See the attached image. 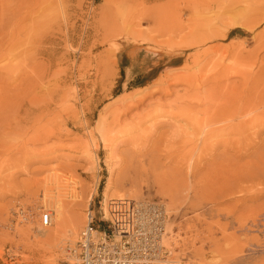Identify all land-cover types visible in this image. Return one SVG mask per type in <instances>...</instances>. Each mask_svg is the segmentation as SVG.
<instances>
[{
    "label": "rangeland",
    "instance_id": "1",
    "mask_svg": "<svg viewBox=\"0 0 264 264\" xmlns=\"http://www.w3.org/2000/svg\"><path fill=\"white\" fill-rule=\"evenodd\" d=\"M116 198L174 264H264V0H0V264H70Z\"/></svg>",
    "mask_w": 264,
    "mask_h": 264
},
{
    "label": "built area",
    "instance_id": "2",
    "mask_svg": "<svg viewBox=\"0 0 264 264\" xmlns=\"http://www.w3.org/2000/svg\"><path fill=\"white\" fill-rule=\"evenodd\" d=\"M23 222L34 217L18 207ZM40 225L51 226L50 212H42ZM98 219L90 209L78 241L71 251L70 264H171L172 253L163 240L166 233L167 207L161 201H136L131 206L130 230L122 234L116 225Z\"/></svg>",
    "mask_w": 264,
    "mask_h": 264
},
{
    "label": "bare ground",
    "instance_id": "3",
    "mask_svg": "<svg viewBox=\"0 0 264 264\" xmlns=\"http://www.w3.org/2000/svg\"><path fill=\"white\" fill-rule=\"evenodd\" d=\"M234 26H240V27H243V28H246V29H250L249 26H248V23H245L242 20L241 21H237V20L233 21L231 23V28H233ZM213 92H210V93H213ZM217 116H218V114H214V115H211L210 118H208V117L207 118L210 120L209 122H212V121H216L217 120V118H216ZM208 119H206V121ZM201 122H202V120H200V123ZM200 126H201V124L199 125V127ZM130 200H131V198H129V199H119V200H118V198H116V199L110 201L112 204H108L107 203V204L104 205V208H103V214H104L103 218L108 220L111 217L112 221H114V224L116 225V228L122 234L128 233L129 230H130V222H129V215H130V209H129V207H130L129 204L130 203L129 202H130ZM147 201H149V200H141L140 202L147 203ZM166 226H167V224H166ZM73 234H74L73 233V228H70L69 231H68V234L66 233L65 238L63 239V243L64 244L73 243V241H74ZM52 236L53 235H51V234L43 235L42 236L43 237L42 242H50L51 240H53ZM165 236H167L166 233H165ZM165 236H164V238H165ZM163 242H164V240H163ZM174 263H175V261H173V257H171V264H174Z\"/></svg>",
    "mask_w": 264,
    "mask_h": 264
},
{
    "label": "trees",
    "instance_id": "4",
    "mask_svg": "<svg viewBox=\"0 0 264 264\" xmlns=\"http://www.w3.org/2000/svg\"><path fill=\"white\" fill-rule=\"evenodd\" d=\"M237 32H240V30H236V31H233L232 33H231V35L233 34V33H237ZM142 83H137V85H141Z\"/></svg>",
    "mask_w": 264,
    "mask_h": 264
}]
</instances>
